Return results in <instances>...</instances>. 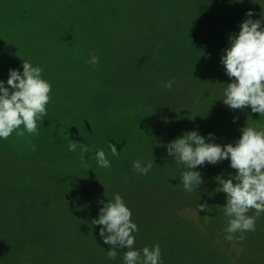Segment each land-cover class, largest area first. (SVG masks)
Instances as JSON below:
<instances>
[{"label":"rangeland","instance_id":"rangeland-1","mask_svg":"<svg viewBox=\"0 0 264 264\" xmlns=\"http://www.w3.org/2000/svg\"><path fill=\"white\" fill-rule=\"evenodd\" d=\"M40 1L47 2L48 0ZM66 1V11L62 16L66 18L63 20L66 23V31L57 29L58 22L45 20L43 15L39 18L37 16L35 18L33 15L31 18L41 22L42 27H50L55 32V35L49 36L45 49L48 51V49L57 48L63 53L72 50L70 48L71 44L76 49L75 53H78V50L81 49L83 60H87L89 53H91L89 51L90 46L93 45V51L96 52L99 49L102 50L101 45H104L106 51L103 56L106 55L105 60L106 62L109 61L110 67H106L107 70L94 71L96 69L92 68L94 65L87 64V62L81 63L82 58L80 59L79 56L77 60L73 58L72 60L66 59L67 68L63 76L67 83L65 85L59 84V86L62 87L61 94H64L65 98L72 96L74 92L75 99L69 100L68 97L69 101H65V107L62 105L59 107L56 101L51 98L50 103L47 105V115H57L66 108L70 125L80 133L78 135L79 143H83L87 147L90 143H94L100 147V149L94 146L89 147L92 155L91 159L96 161V153L102 149L111 162V167L105 169L95 162V166L92 167L93 172L78 175L79 172L75 170L69 171L79 179L77 181L67 179L72 185L67 184L69 194L64 193L63 195L67 199L58 206L60 216L57 224L60 225L66 216L70 218L69 224H71L67 234L68 243L65 248L66 260L64 264H124L123 254L128 249L115 248L116 258L114 260L109 259L107 251L110 250V246L105 244L103 238L99 235L101 226L92 224V221L98 218L100 208L103 207L100 201L107 203L108 200H113L116 194L123 198L129 208L132 201L137 202L138 197H144L151 206L157 205L158 207L157 214H147L148 225L144 230L147 234L152 233L155 239L149 240L143 233L141 236H137L138 231L133 232L135 237L134 250L141 251L142 254L144 247L151 249L158 243L161 248L160 264H181L186 254L190 255L191 264H204L206 253L203 257V250L195 245V237L191 233L187 234L183 238L184 240H181L178 235L170 234V232L175 231L172 230L173 227L187 228L189 231L195 230L196 223L202 217L196 210L191 208L181 213L178 210L175 217L168 212H162L159 184L163 182L168 168L159 140L153 133L154 127L148 126L149 119L146 120V118L149 117L151 112L155 114L157 111L156 102H154L157 97L155 98L154 92L158 84V76L181 64L176 60L173 61L171 55L174 52L196 51L192 47L195 44L193 40L195 39L197 42L204 40L205 32L210 30L208 24L211 25V22L214 23L212 33L206 34L210 38L212 36L225 38L222 42L223 52L221 53L220 49L217 57L216 53L212 51V43L206 42L203 49L209 52V59H207V55L204 57L208 75H204V73H202V76L199 75L200 77L197 79L200 86L195 83L198 88L191 89L189 93L192 100H194L195 96H200V93L203 94L205 90L208 92L225 90L227 83H231V80H220L217 75L220 69L216 66L223 67L220 57L224 50L230 46L229 37L233 33L238 35L240 31L239 25L245 17H241L240 13L245 12L246 15L251 10L254 13L253 17H259L260 14L264 18V0H245L248 2L246 8H243L242 0ZM215 16L216 19L211 21V18H215ZM204 25L208 27L206 28ZM8 34L9 30L6 26L4 31L1 32L0 45L1 59H5L4 62L1 61L0 65V80L4 82H7L9 78L10 69L22 71L23 60L31 64L34 60V64L38 63V57L37 60L34 59V50L29 43H24L19 54H13L15 41L13 39L8 40ZM93 38L97 39L98 47L92 42ZM57 40L64 41V44L62 46L56 44ZM46 50H43L40 54L41 58L45 56ZM139 52H141V57L137 55ZM177 55L182 56V54ZM46 56L50 57L51 55L47 53ZM10 58L13 64L6 61ZM132 58L135 70L130 63ZM63 62V59L56 57L47 65L51 67L52 64H56L57 66ZM102 64L107 65L105 62ZM143 65L152 71H159L155 73L154 76L158 75L149 88L147 84H145L146 87L142 85L144 82V80H141ZM138 72L141 75H138ZM44 75L45 72L43 71L42 78ZM50 76H52L51 79L59 77L54 71L50 72ZM49 81L51 82V80ZM173 86H177V84ZM142 102H146L150 110L146 108V105L141 104ZM152 120L154 121V119ZM83 126H86L85 131ZM143 129H150L151 133L148 137H145L144 133L140 137L138 136L140 130ZM21 130H23V126H21ZM54 134L56 136L61 135L55 132ZM24 135L30 136L26 131ZM17 136L19 137L16 132H13L8 139H0L17 141ZM109 143L116 145L120 155L118 157L123 160L112 156ZM35 144L33 148H35ZM101 144L104 145L101 147ZM10 146L15 148L14 144ZM79 149L77 148L75 152L68 150V152L75 153V156L78 157L80 154ZM1 154L7 153L1 150L0 143V157ZM16 159L18 158L10 160L13 168L19 165ZM137 160L141 161L142 165H146L149 161L152 162L153 167L147 175L137 174L133 170V162ZM77 162L79 161H74V164ZM127 163L129 165L124 168ZM117 164L119 169L115 171ZM121 170L122 172L118 173L121 175H118L117 172ZM5 172L8 173L7 170ZM57 178L59 181L57 190L60 191L66 177H61V174H59ZM57 178L46 169L40 177L36 176L34 178L33 176V178L23 181L21 188L14 187V193L41 192L48 184H56ZM73 185H76L77 189L79 187V190H74ZM164 187L165 185L162 188ZM54 190L52 188L51 191ZM72 192H77L80 198L78 199L79 196L76 197L68 205V201L73 197ZM161 192H163L162 189ZM53 195H55L53 192L45 193V197ZM59 197L62 199V196ZM12 216L17 224L21 221V218L18 219L16 209L13 210ZM47 216L48 213L44 216V213L39 214L38 212L30 216V219L25 218L20 223L18 234L23 231L25 224L30 220L35 221L36 227L45 225L48 223ZM136 216L132 212V221ZM11 224H14V222ZM1 226L9 227L5 218H0V232ZM154 228H157L158 233H162L160 237L155 236ZM62 241L65 240L62 239ZM221 245L223 246V244ZM9 260L12 261L1 259L0 264L20 263L16 256L11 257Z\"/></svg>","mask_w":264,"mask_h":264},{"label":"trees","instance_id":"trees-1","mask_svg":"<svg viewBox=\"0 0 264 264\" xmlns=\"http://www.w3.org/2000/svg\"><path fill=\"white\" fill-rule=\"evenodd\" d=\"M66 3V0H48L47 2L40 0H0V45L1 32L4 31L6 26H8L9 30L7 39H13L15 41L13 44L15 48L13 54H19L22 51L24 43H29L34 50V59L37 60L38 57V63L34 64V60L32 65L34 67L39 66L43 69L45 72L43 79L46 81L51 80V82L49 81L52 85L51 98L56 101L59 107L61 105L65 107V101L75 99L74 92L72 96L65 98L64 94H61L62 87H60L59 84L65 85L67 83L63 76L67 68L66 59L72 60L73 58L77 60L78 56L81 59L82 50L79 49L78 53H75V47L70 44L72 50L67 52L64 51L61 53V50L57 48L48 49L47 51L45 49L46 43L48 44L49 36L55 35V32L50 27H42L41 22L31 18L33 15L35 18L36 16L39 18L43 15L45 20H54L58 22L57 29L66 31V23L63 22L66 18L62 17L66 11ZM247 4V1L242 0L243 8H246ZM240 16H245L244 20L248 18L245 12H241ZM251 18L254 20L262 18V22H264V18L261 17L260 14L259 17L252 16ZM213 19H216V16L215 18H211V21ZM213 24L212 22L211 25L210 23L208 24L210 30L205 32L204 40L201 42H197L195 39L193 40L195 44L192 47L195 48L196 51L174 52L171 55L173 61L176 60V62H180L181 64L174 69L167 70L165 73L161 74V76H158V84L154 92L155 98L157 97V99L154 100V102H156L157 111L155 114L151 112L149 117L146 118V120L149 119L148 126L154 127L153 133H155V136L159 140L163 157L168 168L163 182L159 184L161 209L163 208L162 212H168L173 217L177 215L178 210L181 213L189 208L199 213L202 219H199L196 223L195 230L189 231L187 228L173 227L172 230L174 229L175 231L172 233L170 232V234L178 235L181 237V240H184L183 238L191 233L193 237H195V245L203 250V257L206 253L204 264H264V213L256 219L255 231L244 233L246 238L243 241L237 239V237L240 236L239 232L234 235L232 241L225 239L226 233L224 229L227 226L228 218L224 214L223 206L226 204V194L214 193V190L219 187L215 177L222 175L223 178L227 179L229 175L236 174V170L230 167V160H224L216 165L206 164L204 166H199L196 171L201 172L204 183L199 189L188 193L184 190L181 183V173L187 169L183 165L177 164L174 158L167 154L166 146L176 138L182 137L186 131H198L200 135L205 138L208 137L209 133H212L214 134V141L206 139V142L226 145L234 143L241 137L242 133L240 129L243 127L249 126L257 130H264V116L261 117L259 113H252L250 107L243 111H233L228 106H225L222 101L224 99V90L213 92L205 90L206 92L204 91L203 94L200 93V96H195L194 100L190 97L189 91L191 89H197V85L200 86L199 80L197 79L200 77L199 75L202 76V73L208 75L204 57L207 55V59H209V52L203 49L206 42L212 43V51L216 53L217 57L220 49L221 53L223 52L222 42L225 38H220V36L216 38L212 36L210 38L208 36L212 33ZM262 27H264V25H262ZM92 42L98 47L96 38H93ZM56 44L62 46L64 41L57 40ZM101 46L102 50L99 49L96 52L93 51V45L90 46L91 49H89L91 53H89L88 59L92 54L97 55L99 58L98 64L92 67L96 68L94 71L107 70L106 67H110L109 61L106 62L105 60L106 55L103 56V53L106 51L105 46ZM213 47H215V49L217 48L216 51ZM43 50H46V54L48 53V55L50 54L51 56L49 57L45 54V56L41 58L40 54ZM177 54H182V56ZM137 55L141 57V52ZM56 57L58 59H63L64 62L57 66L56 64H52V66L49 67L47 64ZM88 59L83 60L82 58L81 63L87 62ZM1 61L4 62L5 59H1L0 56V65ZM6 61L9 62V64H13L11 58L6 59ZM103 62L107 65L104 66L102 64ZM130 63L135 70L133 58ZM147 66L143 65L141 69L143 70L141 80H144L142 85L146 87L145 84H147L149 88L150 85L154 83V78L158 75L154 76L155 73L159 71H152ZM216 67L220 69L217 73L220 80L227 81L230 79L226 72H224V66L220 68L218 66ZM1 68L3 67L1 66ZM52 70L59 76L58 78L55 77L51 79L52 76H50V72H53ZM22 72L23 69L21 73ZM138 75H141V73L138 72ZM170 80L174 81L173 85L177 84V86H172L169 90L166 89L164 85ZM6 84L7 82H5V85ZM141 104L145 106L146 102H142ZM146 108L150 110L147 105ZM50 111H52V109ZM152 119H154L155 122ZM83 129L85 131L86 126H83ZM38 132V135L17 136V141H5L0 139L1 150L7 153L1 154L0 157V218H5L9 225V227L1 226L0 263L1 259L12 261L9 259L16 256L20 261L19 264H64L66 260L65 248L68 243L67 234L71 224H69L70 218L68 216L63 218L60 225L57 224L60 216L58 206L67 199L63 196L64 193L69 194L67 184H72H70L68 180L77 181V179H79L76 175L69 173V171L75 170L79 172L78 175L93 172L94 170L92 167H94L95 162H97L91 159L92 155L90 150L84 154V161L87 167L83 166L80 160V149L78 157L75 156V153L68 152V144L71 140L79 143L78 135L80 133L75 131L70 125L66 108L62 113L47 115L42 120H39ZM54 132L60 133L61 135L56 136ZM150 133V129H143L142 131L140 130L138 136L140 137V135L143 134L145 137H148ZM29 141H31V143H29ZM12 144H14L15 148L10 146ZM34 144L35 150L31 151ZM103 145L104 144H101V147ZM91 146L100 149V147L94 143H90L89 147ZM77 148H80L79 144ZM119 157L117 158L123 160ZM12 158H18L16 160L19 165L15 168H13L11 166L12 163H10ZM74 161L79 162L74 164ZM128 165L127 163L124 168ZM46 169L52 172L56 178L59 174H61V177H66V179L63 180V188L60 191L57 190L59 184L57 178L56 184H48L41 192L14 193V187L18 186L21 188L23 181L33 178V176L34 178L36 176L40 177ZM118 169L119 165L117 164L115 171H118ZM5 170H7L8 173H6ZM121 172L122 170L117 172V174ZM233 182L235 183V181ZM163 185H165L164 188H162ZM52 188L55 190L51 191ZM73 188L74 190H79V187L77 189L76 185H73ZM161 189L163 192H161ZM47 192H53L55 195L45 197V193ZM209 193H213V195L210 196ZM15 196L17 197L15 198ZM59 196H62V199ZM72 196L73 197L68 201V205H70L72 200L78 197L79 194L77 192H72ZM79 198L80 196L78 199ZM82 198L84 199L83 196ZM204 203L208 205V208L206 211L199 212L198 204ZM170 204H172V206H170ZM157 208V205L151 206L144 197H138L137 202H131L130 209L137 215L136 218L133 219L138 226L137 236H141L143 233L149 240L155 239L152 233L147 234L144 230L148 225L147 214H157ZM14 209H16L18 214V219L21 218L18 224L12 216ZM38 212L39 214L41 212L44 213V216L48 213L46 217L48 223L36 227L35 221L30 220L25 224L23 231L18 234L20 223L23 222L25 218L30 219V216ZM248 215L255 216V211L250 210ZM12 222H14V224H11ZM154 232L156 237H160L162 234L158 233L157 228H154ZM62 239L65 241H62ZM221 244H223V246ZM181 264H191L190 255L186 254Z\"/></svg>","mask_w":264,"mask_h":264},{"label":"clouds","instance_id":"clouds-1","mask_svg":"<svg viewBox=\"0 0 264 264\" xmlns=\"http://www.w3.org/2000/svg\"><path fill=\"white\" fill-rule=\"evenodd\" d=\"M254 13L249 10L248 17L240 25V31L229 37L230 46L224 50L221 63L231 83H227L224 90L223 103L233 111L245 110L250 107L252 113L264 116V22L254 20ZM99 62L97 55L92 54L87 63L96 65ZM23 72L18 69L9 70L7 86L0 80V138L8 139L13 132L24 136L38 135L39 120L47 116V105L51 101L52 85L42 78L43 69L33 66L23 60ZM174 81H168L164 87L171 89ZM235 122V120H234ZM23 126V130H21ZM242 135L234 143L217 144L214 134L208 137L200 135L198 131H186L182 137L170 142L167 154L175 162L183 165L187 170L181 173V183L186 192L199 189L204 183L202 174L196 169L206 164L216 165L224 160H230V167L236 170L235 175L215 177L219 187L214 193L226 194L224 214L228 218L224 229L225 239L232 241L234 235L243 241L245 232L255 231L256 219L264 213V130L253 127L240 129ZM31 143V141H29ZM80 146L82 165L87 167L84 154L89 148L83 143L71 140L68 150L75 152ZM111 154L119 156L115 144L109 143ZM33 150H35L33 148ZM95 159L102 168H110L111 162L104 150L96 153ZM153 164L149 161L142 165L141 161L133 162V170L137 174L147 175ZM235 181V183L233 182ZM213 195V193H209ZM103 207L99 210L98 218L92 221L95 226H101L99 235L104 243L110 246L107 257L114 260L117 256L115 248H127L124 251V264H160L161 248L157 243L153 248L144 247L141 251L134 250L135 237L133 232L138 226L132 221V211L126 206L123 198L116 194L113 200L107 203L100 201ZM199 212L206 211L208 205L198 204ZM250 210L255 216H249Z\"/></svg>","mask_w":264,"mask_h":264}]
</instances>
